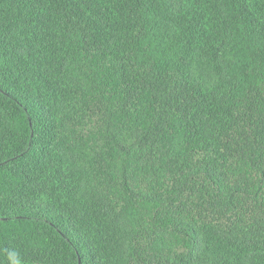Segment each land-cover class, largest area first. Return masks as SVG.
<instances>
[{
	"label": "trees",
	"instance_id": "obj_1",
	"mask_svg": "<svg viewBox=\"0 0 264 264\" xmlns=\"http://www.w3.org/2000/svg\"><path fill=\"white\" fill-rule=\"evenodd\" d=\"M264 264V0H0V264Z\"/></svg>",
	"mask_w": 264,
	"mask_h": 264
},
{
	"label": "clouds",
	"instance_id": "obj_2",
	"mask_svg": "<svg viewBox=\"0 0 264 264\" xmlns=\"http://www.w3.org/2000/svg\"><path fill=\"white\" fill-rule=\"evenodd\" d=\"M8 264H23L19 252L12 250L7 254Z\"/></svg>",
	"mask_w": 264,
	"mask_h": 264
}]
</instances>
